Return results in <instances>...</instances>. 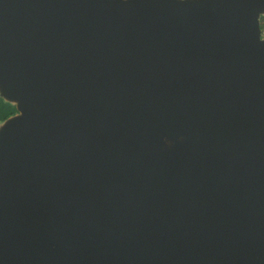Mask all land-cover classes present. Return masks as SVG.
<instances>
[{"label":"water","instance_id":"water-1","mask_svg":"<svg viewBox=\"0 0 264 264\" xmlns=\"http://www.w3.org/2000/svg\"><path fill=\"white\" fill-rule=\"evenodd\" d=\"M262 13L0 0V264H264Z\"/></svg>","mask_w":264,"mask_h":264},{"label":"trees","instance_id":"trees-1","mask_svg":"<svg viewBox=\"0 0 264 264\" xmlns=\"http://www.w3.org/2000/svg\"><path fill=\"white\" fill-rule=\"evenodd\" d=\"M17 113L16 106L6 101L1 95H0V123L8 120L10 117L14 116Z\"/></svg>","mask_w":264,"mask_h":264},{"label":"built area","instance_id":"built-area-1","mask_svg":"<svg viewBox=\"0 0 264 264\" xmlns=\"http://www.w3.org/2000/svg\"><path fill=\"white\" fill-rule=\"evenodd\" d=\"M260 37L264 38V17L260 21Z\"/></svg>","mask_w":264,"mask_h":264},{"label":"rangeland","instance_id":"rangeland-1","mask_svg":"<svg viewBox=\"0 0 264 264\" xmlns=\"http://www.w3.org/2000/svg\"><path fill=\"white\" fill-rule=\"evenodd\" d=\"M263 17H264V13H262V14L260 15V19H259V20L261 21V19H262ZM163 148H166V146L164 145Z\"/></svg>","mask_w":264,"mask_h":264}]
</instances>
